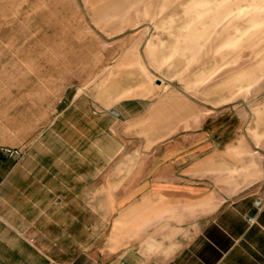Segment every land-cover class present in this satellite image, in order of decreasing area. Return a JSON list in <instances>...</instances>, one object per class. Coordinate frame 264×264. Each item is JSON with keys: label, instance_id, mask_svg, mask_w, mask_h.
<instances>
[{"label": "crops", "instance_id": "obj_1", "mask_svg": "<svg viewBox=\"0 0 264 264\" xmlns=\"http://www.w3.org/2000/svg\"><path fill=\"white\" fill-rule=\"evenodd\" d=\"M107 65L89 80L83 61L47 77L32 63L4 94L0 264H264V193L226 185L258 147L147 62Z\"/></svg>", "mask_w": 264, "mask_h": 264}, {"label": "rangeland", "instance_id": "obj_2", "mask_svg": "<svg viewBox=\"0 0 264 264\" xmlns=\"http://www.w3.org/2000/svg\"><path fill=\"white\" fill-rule=\"evenodd\" d=\"M234 4L243 10L220 21ZM136 59L167 92L200 97L202 115L210 110L226 137L258 147L245 153L247 165L228 167L226 185L263 194L264 0H0V116L4 94L16 92L32 63L47 77L83 61L91 80L104 71L96 67Z\"/></svg>", "mask_w": 264, "mask_h": 264}, {"label": "built area", "instance_id": "obj_3", "mask_svg": "<svg viewBox=\"0 0 264 264\" xmlns=\"http://www.w3.org/2000/svg\"><path fill=\"white\" fill-rule=\"evenodd\" d=\"M6 152H8L9 154H18L20 151L19 150H17V149H9V148H6V149H4Z\"/></svg>", "mask_w": 264, "mask_h": 264}]
</instances>
